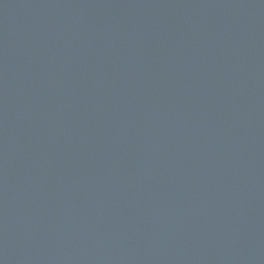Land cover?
Listing matches in <instances>:
<instances>
[{
    "label": "water",
    "instance_id": "95a60500",
    "mask_svg": "<svg viewBox=\"0 0 264 264\" xmlns=\"http://www.w3.org/2000/svg\"><path fill=\"white\" fill-rule=\"evenodd\" d=\"M0 264H264V0H0Z\"/></svg>",
    "mask_w": 264,
    "mask_h": 264
}]
</instances>
